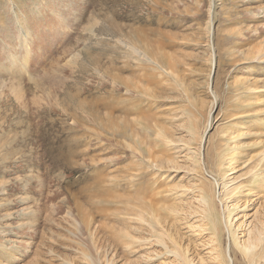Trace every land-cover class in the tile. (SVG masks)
<instances>
[{
  "label": "rangeland",
  "instance_id": "obj_1",
  "mask_svg": "<svg viewBox=\"0 0 264 264\" xmlns=\"http://www.w3.org/2000/svg\"><path fill=\"white\" fill-rule=\"evenodd\" d=\"M258 112L264 0H0V264H218L264 219Z\"/></svg>",
  "mask_w": 264,
  "mask_h": 264
},
{
  "label": "bare ground",
  "instance_id": "obj_2",
  "mask_svg": "<svg viewBox=\"0 0 264 264\" xmlns=\"http://www.w3.org/2000/svg\"><path fill=\"white\" fill-rule=\"evenodd\" d=\"M144 48H145V51L151 52V46L149 44L145 43ZM161 51L162 50H159V49L154 50V55H156L159 60L163 59L166 56L164 53H161ZM175 66L176 65H172V67H175ZM208 84L210 85V82H208ZM124 87H125L124 89L126 90L127 93H129V92L133 93L134 92L133 86H124ZM258 90H260L258 87H254V86H252V84L249 83V85H247V89H245V92H246L247 96L250 98V97H255L258 93L257 92ZM143 94L146 95V93H144V92H143ZM147 94H150V93H147ZM150 97H152V96H150ZM153 97L157 98L155 96H153ZM153 97H152V100H155V99H153ZM131 105L134 106V103ZM88 108H89L88 117H91L94 119L100 117L101 112L94 105H90V106H88ZM154 118L155 117H153L152 119H154ZM104 119H105V123L101 122V125L106 129V132L109 133L112 137H114V136L120 137L121 142H123L130 150H132L134 157H137V153L148 152L147 146H145L141 141H136L139 138V134H136V132L130 134L129 127H128L129 124L127 122H125L120 117L115 116L114 114L112 115L111 112H107V114H105V116H104ZM248 121L249 122H248V126H247V129H248L247 131H249L248 133H251V130H254L257 126L264 124V116L258 112V113H255L254 115H252V117ZM243 122H244V120H241V119L238 120L237 122H235L234 123L235 128L231 132H233L235 134H240L246 128V127L244 128V126L242 125ZM152 123L153 122L150 123L151 124L150 128L154 127L152 125ZM155 127H157V124L155 125ZM156 134L159 137V139L163 135L160 132H156ZM202 135L204 137V134H202ZM202 135L201 136L199 135V136H200V139L203 140ZM199 150L201 151V145H200ZM238 151H239V148L237 149L236 153H239ZM256 163H258V164L253 165L251 167V170L249 171L250 176L252 178H250V180L248 181V185L245 188L252 191L253 184L256 183L257 188H254V189H259L260 192L264 194V151L253 162V164H256ZM239 187L241 188L242 186H239ZM240 188H236V187L232 188L231 193H235V191L240 190ZM202 189H204V188H202ZM208 191H209V189H208ZM202 200H204V205L207 206V208H208L206 210V213H207L206 218L208 219L209 224L211 225L213 232H215L217 234V236H219V232H220L221 227H222V225H220V224L223 223V217L222 216L220 217V214L217 212V208H215L216 206L214 205L213 198L209 195V193H203L202 194ZM135 207H137L135 215H139V213L141 212V210H140V199H139V201ZM217 214H219V215H217ZM156 217H157V211H155L153 219L155 220ZM224 220H225L224 223L226 224V220H228V219L225 218ZM150 227H152V226H150ZM152 228H155V227H152ZM233 242H234V246H232V244H231L229 249H228V247L225 248V250L220 248V250L218 251V257L214 258V261H216L218 259L219 260L218 264H223V263L224 264H235V261H237V252H238L239 253L238 255H240L241 259H244L245 261L249 262V264H251V263L252 264H260L262 260L264 261V219L260 223H258V225L256 226V228L254 230H251L246 235V240L244 243L242 241H240L239 239H236V238H234ZM160 243L164 244L162 240H160ZM164 245L166 246V244H164ZM168 252L173 253V251H171V250H168ZM228 253L231 256L230 258H229ZM90 257H91L92 262H93L94 257L93 256H90ZM190 264H192V263H190ZM201 264H206V262L203 260L201 262ZM263 264H264V262H263Z\"/></svg>",
  "mask_w": 264,
  "mask_h": 264
}]
</instances>
